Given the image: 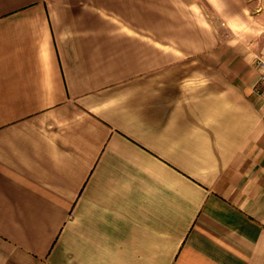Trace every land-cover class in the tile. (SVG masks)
<instances>
[{"label":"crops","instance_id":"crops-1","mask_svg":"<svg viewBox=\"0 0 264 264\" xmlns=\"http://www.w3.org/2000/svg\"><path fill=\"white\" fill-rule=\"evenodd\" d=\"M260 56L264 0H0V264H264Z\"/></svg>","mask_w":264,"mask_h":264},{"label":"built area","instance_id":"built-area-1","mask_svg":"<svg viewBox=\"0 0 264 264\" xmlns=\"http://www.w3.org/2000/svg\"><path fill=\"white\" fill-rule=\"evenodd\" d=\"M256 66L259 71V78L256 85L257 92H260V90L264 87V56H260L256 60Z\"/></svg>","mask_w":264,"mask_h":264},{"label":"rangeland","instance_id":"rangeland-1","mask_svg":"<svg viewBox=\"0 0 264 264\" xmlns=\"http://www.w3.org/2000/svg\"><path fill=\"white\" fill-rule=\"evenodd\" d=\"M203 8H204V11L206 12V14L209 15V18L212 20V23H213L214 27L216 28V30L218 31V33L221 34L222 29H223V23L221 21H218L216 19V16H214L212 14V12L205 5L203 6Z\"/></svg>","mask_w":264,"mask_h":264}]
</instances>
